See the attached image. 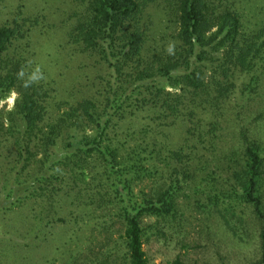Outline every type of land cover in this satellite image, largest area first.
Segmentation results:
<instances>
[{
    "label": "trees",
    "instance_id": "trees-1",
    "mask_svg": "<svg viewBox=\"0 0 264 264\" xmlns=\"http://www.w3.org/2000/svg\"><path fill=\"white\" fill-rule=\"evenodd\" d=\"M79 1L62 44L99 71L73 88L37 67L38 17L0 0V95L16 92L0 108V264H53L20 252L67 247L79 228L109 241L95 259L64 264H149L144 241L184 215L189 190L236 236L250 207L260 238L251 264H264V141L245 124L239 148L217 140L227 100L261 93L264 0Z\"/></svg>",
    "mask_w": 264,
    "mask_h": 264
},
{
    "label": "rangeland",
    "instance_id": "rangeland-1",
    "mask_svg": "<svg viewBox=\"0 0 264 264\" xmlns=\"http://www.w3.org/2000/svg\"><path fill=\"white\" fill-rule=\"evenodd\" d=\"M2 2L6 4V10L22 3L30 16L38 17V24L34 26L30 36V48L34 51L33 58L36 60L37 67L42 64L44 65L42 67L55 72L62 79L61 85L77 87L84 82L86 76L93 77L99 71L98 66L91 65L89 57L73 53L68 45L62 44L63 31L71 20V15H68L72 10L78 9L79 0H2ZM151 12L153 30L158 34L164 29L165 16L158 5L152 6ZM77 81L80 84L76 83ZM15 96L14 90L0 95V108H11ZM227 107L224 127L217 138L218 146L224 152L240 147L236 133L240 124L253 125V128L257 129L256 132H259L257 136L264 141V116L255 118L256 113L264 109V78L261 93L255 99L243 102L235 93L227 100ZM211 154L214 161L219 163L217 168L223 169L225 161L216 156L219 153ZM188 194L181 201L184 203V215L172 226H161L163 232L161 230V233L144 241L143 248L149 264H176V258L191 264H251L259 257V225L252 217L250 207H242L241 214L245 219V228L238 225L236 229L238 236H236L226 229L216 213L207 214L195 207L194 197L198 198L199 193L195 195L189 190ZM199 200L202 202L206 200L204 194L199 197ZM145 220L149 219L145 218ZM118 225L117 223L116 226ZM67 231L70 232L69 229ZM60 232L61 230H58L56 234ZM116 234L117 232H114V236ZM108 241L104 232H99L95 228H79L67 247L58 241H53V244L61 247L55 249V247L52 248L53 244L42 245L40 248L23 250L20 253L32 255L30 256L32 260H40V255H52L55 259L49 258V260L51 259L53 264H64L72 257V262L81 263L95 259L100 249H105Z\"/></svg>",
    "mask_w": 264,
    "mask_h": 264
}]
</instances>
